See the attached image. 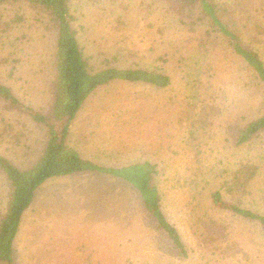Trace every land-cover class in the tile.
I'll return each mask as SVG.
<instances>
[{"label":"rangeland","instance_id":"374dc122","mask_svg":"<svg viewBox=\"0 0 264 264\" xmlns=\"http://www.w3.org/2000/svg\"><path fill=\"white\" fill-rule=\"evenodd\" d=\"M238 1L245 4L244 16L262 13L263 0ZM171 4L74 1V29L95 68L105 63L160 68L172 85L101 87L86 100L69 134L70 146L95 166L122 169L147 161L158 167L164 209L188 257L177 253L135 189L114 176L87 171L40 187L22 219L15 264H264V227L213 209L210 201L230 172L251 163L259 170L246 205L264 215V132L241 148L234 140L236 127L264 115V86L221 40H210V53L202 60L203 28L184 27ZM1 10L6 18L0 16V83L11 87L26 109L15 111L0 102V154L26 169L41 158L44 139L29 110L52 116L55 107L48 88L54 81L56 29L22 2ZM18 16H23L19 24ZM180 55L192 69L179 62ZM8 193L0 174V212ZM199 216H211L223 228L213 232L215 241L202 237ZM229 246L235 256L227 252Z\"/></svg>","mask_w":264,"mask_h":264},{"label":"trees","instance_id":"16d2710c","mask_svg":"<svg viewBox=\"0 0 264 264\" xmlns=\"http://www.w3.org/2000/svg\"><path fill=\"white\" fill-rule=\"evenodd\" d=\"M75 0H0L1 6L24 3L37 9L55 25L56 50L53 62L52 87L49 93L55 97L53 115L29 110L31 120L43 128V148L41 158L32 167L19 168L0 154V174L8 181L9 193L6 206L0 212V264H15V242L22 219L35 200L37 191L51 179L73 176L87 171H98L124 180L135 189L144 209L156 221L171 240L177 253L188 257V249L178 229L169 221L164 209V195L157 181L159 170L150 162H142L122 169H108L95 166L82 158L80 153L68 143L72 122L77 117L86 100L99 88L114 83L142 84L158 89L172 85L171 76L160 68H121L108 63L91 64L80 45L74 29L72 8ZM177 20L186 28L195 31L196 25L203 28L202 60L209 55L213 44L210 40H221L228 45L234 56L250 70L260 86H264V0L256 15L246 13L244 2L219 3L217 0H171ZM2 11V10H1ZM20 11V9H19ZM3 12V11H2ZM2 18L6 14L0 13ZM240 17L239 19L236 18ZM235 17V18H233ZM232 18V19H231ZM23 16L17 17L21 23ZM262 20V21H261ZM176 21V20H175ZM6 26V30L13 24ZM209 46V47H207ZM179 62L186 64L180 55ZM190 68V64H186ZM0 102L8 109H26L13 89L0 83ZM19 108V109H18ZM42 111V108H41ZM264 132V115L235 128L236 147H244L254 142ZM5 134V133H4ZM3 135L0 134V139ZM258 167L251 163L240 164L230 172L219 189L210 194L213 209L228 212L264 227V215L248 208L246 201L251 196L250 186L258 175ZM197 217V227L207 242L215 241L214 231L223 230L211 216L203 220ZM202 228V229H200ZM224 234V233H223ZM227 252H233L231 246ZM221 253H226L220 251ZM235 253V254H234Z\"/></svg>","mask_w":264,"mask_h":264},{"label":"crops","instance_id":"0c3cea01","mask_svg":"<svg viewBox=\"0 0 264 264\" xmlns=\"http://www.w3.org/2000/svg\"><path fill=\"white\" fill-rule=\"evenodd\" d=\"M81 112H82V111H80V114H81ZM83 114H84V113H83ZM84 115H86V114H84ZM86 116H88V115H86ZM76 120H77V119H76ZM70 129L73 130V129H74V126H73V127L71 126ZM72 137H73V136L69 134V136H68V142H69V145H70V141H71ZM78 152H79V151H78ZM79 153H80V155L82 156L81 152H79Z\"/></svg>","mask_w":264,"mask_h":264}]
</instances>
